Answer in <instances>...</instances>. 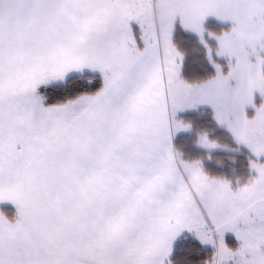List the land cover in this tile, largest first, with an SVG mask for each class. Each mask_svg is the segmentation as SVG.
<instances>
[{"label":"snow or ice","instance_id":"6c2138e0","mask_svg":"<svg viewBox=\"0 0 264 264\" xmlns=\"http://www.w3.org/2000/svg\"><path fill=\"white\" fill-rule=\"evenodd\" d=\"M0 264H264V0H0Z\"/></svg>","mask_w":264,"mask_h":264}]
</instances>
